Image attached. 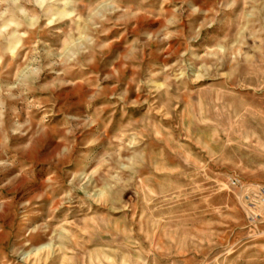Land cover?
Returning <instances> with one entry per match:
<instances>
[{"label": "rangeland", "instance_id": "obj_1", "mask_svg": "<svg viewBox=\"0 0 264 264\" xmlns=\"http://www.w3.org/2000/svg\"><path fill=\"white\" fill-rule=\"evenodd\" d=\"M260 186L264 0H0V264H264Z\"/></svg>", "mask_w": 264, "mask_h": 264}, {"label": "built area", "instance_id": "obj_2", "mask_svg": "<svg viewBox=\"0 0 264 264\" xmlns=\"http://www.w3.org/2000/svg\"><path fill=\"white\" fill-rule=\"evenodd\" d=\"M249 198V197H248ZM257 198L258 200H255L254 202L260 203V201L264 202V187L260 186L259 189L257 190Z\"/></svg>", "mask_w": 264, "mask_h": 264}]
</instances>
